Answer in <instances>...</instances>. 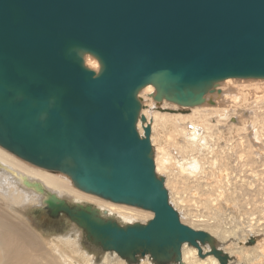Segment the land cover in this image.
I'll list each match as a JSON object with an SVG mask.
<instances>
[{
	"label": "water",
	"instance_id": "obj_1",
	"mask_svg": "<svg viewBox=\"0 0 264 264\" xmlns=\"http://www.w3.org/2000/svg\"><path fill=\"white\" fill-rule=\"evenodd\" d=\"M227 78L264 79V0H0V147L84 193L150 211L121 223L22 179L48 217L128 264H182L184 243L230 260L170 203L139 96L150 84L157 106L212 105Z\"/></svg>",
	"mask_w": 264,
	"mask_h": 264
},
{
	"label": "bare ground",
	"instance_id": "obj_2",
	"mask_svg": "<svg viewBox=\"0 0 264 264\" xmlns=\"http://www.w3.org/2000/svg\"><path fill=\"white\" fill-rule=\"evenodd\" d=\"M85 61L94 70L98 68L97 62L87 55ZM256 80L239 82L227 78L216 87L220 92L212 94L211 106L203 103L185 110L165 100L157 106L149 96L154 90L150 84L139 92L145 106L141 113L146 122L151 121L155 170L164 176L170 203L182 222L187 220L184 223L192 228L210 233L217 245H222L230 258L234 257L227 264H264L260 261L264 259V238L259 239L264 233V79ZM137 127L142 133L139 122ZM171 145L177 148L175 154ZM15 157L0 147V264H75L76 254H83L76 247V232V237L68 239L73 256L54 242L45 246L41 236L23 223L20 217L24 202L35 199L41 204L44 197L37 193L33 198L35 191L24 187V177L40 182L46 190L70 202L91 203L112 217L119 215L130 222L152 217L151 212L141 208L83 194L67 178ZM184 188L187 189L182 191ZM191 190L194 194L188 193ZM185 194L202 204L208 213L199 212L204 209L202 206L193 211ZM196 194L201 197L197 201ZM2 203H9L16 215L11 216ZM73 228L76 229L74 225ZM249 237L255 242L253 245H245ZM202 249L205 254L207 249ZM110 255L105 253L103 264H126L117 255L113 261L115 256ZM79 256V264H95L93 255L84 254L86 261ZM181 259L182 264H219L212 255L200 257L197 249L186 243L181 247ZM135 264L152 263L146 256Z\"/></svg>",
	"mask_w": 264,
	"mask_h": 264
},
{
	"label": "rangeland",
	"instance_id": "obj_3",
	"mask_svg": "<svg viewBox=\"0 0 264 264\" xmlns=\"http://www.w3.org/2000/svg\"><path fill=\"white\" fill-rule=\"evenodd\" d=\"M89 58H91V59H93L94 61H96L97 62V60L94 58V57H92V56H89V55H87ZM85 63H86V61H85ZM97 64H98V62H97ZM86 65H87V63H86ZM89 68H92V67H90L89 65H87ZM92 69H94V68H92ZM235 79H237V81H239V82H247V81H253V80H255V81H257L256 79H239V78H235ZM261 80H263V79H259V81H261ZM223 82V81H222ZM222 82H220V84L222 83ZM238 82V83H239ZM205 105H207L208 106V104L206 103ZM209 106H211L210 104H209ZM180 108V107H179ZM185 110V109H184ZM262 111V110H261ZM4 150V149H3ZM170 150H172V152L175 154L176 153V151H177V148L176 147H174V146H170ZM6 151V150H5ZM6 152H8V151H6ZM9 153V152H8ZM11 154V153H10ZM12 155V154H11ZM13 156H15V155H13ZM15 158H18V157H15ZM19 160H21L22 162H24V163H26L27 165H30V166H32V167H36L35 165H32V164H30V163H28V162H26V161H24V160H22V159H20V158H18ZM36 168H40V167H36ZM40 169H42V170H44V171H47V172H50V173H52V174H56V175H59V176H62V177H65V178H67L69 181H70V179H69V177L68 176H66V175H64V174H61V173H56V172H51V171H49V170H46V169H43V168H40ZM71 182V181H70ZM165 183V182H164ZM165 185V184H164ZM25 187V186H24ZM166 187V186H165ZM29 190H32L31 188H28ZM187 188H184V190L182 189V191H185ZM78 190V189H77ZM168 190V189H167ZM80 191V190H79ZM181 191V190H180ZM81 193H83L84 194V192H82V191H80ZM192 192V193H191ZM194 191L193 190H191L190 192H188V193H190V194H194L193 193ZM187 193V192H186ZM85 194H88V193H85ZM36 195H37V192H35V195L33 196V198H36ZM88 195H91V194H88ZM197 195V194H196ZM92 196H94V197H96V198H99V199H102V198H100V197H97V196H95V195H92ZM185 196H187V199L190 201V203L189 204H192V209H193V211L196 209V210H199L200 208H201V206L203 207V205L201 204V206H200V203H196L194 200V198L191 200L190 199V197L191 196H189L188 194H185ZM196 198H198V195H197V197ZM199 198H201V197H199ZM199 198L198 199H196V201L197 200H199ZM35 199H30L29 201H25L24 202V205H23V217H20L21 218V220H23V223L27 226V227H29L31 230H32V232H34L38 237H40V239H41V241L44 243V241H45V243H44V245L45 246H47V247H50L52 244H53V242H54V244L55 245H58L62 250H64V251H68V252H72V250H71V244L69 243V236H73V237H76L77 236V234H78V238H77V246L76 247H78V250L80 251V253H83V254H81V256H79L78 254H76L77 256H79V257H81V259L82 260H84V261H86V259H85V256H84V254H91V255H93L94 256V260H95V264H103V260H104V255H105V253H108L109 255H110V257H114V260L113 261H115V258H116V253L114 254L113 252L111 253H109L108 251L107 252H101L98 248H96V247H94V246H92V245H90L87 241H86V239H85V237H84V234H83V232L80 230V229H78L77 227H76V229H74L73 228V225L74 224H72V223H70L65 217H63L62 219H60L58 222H52V221H50L49 219H48V217L46 216V213H45V211L42 209V208H40V207H38L37 205L38 204H40V203H35V201H34ZM102 200H105V199H102ZM105 201H107V200H105ZM110 202V201H109ZM192 202V203H191ZM32 203H35V205L34 204H32ZM86 204H91V203H88V202H85ZM195 203V204H194ZM2 205L7 209V211L9 212V214H10V212H11V209L9 208V203L7 204H3L2 203ZM92 205V204H91ZM123 205V204H122ZM26 206H27V208H26ZM30 206V207H29ZM126 206H129V205H126ZM24 207H25V209H24ZM131 207H133V206H131ZM199 207V208H198ZM134 208H138V207H134ZM204 208V207H203ZM138 209H140V208H138ZM141 210H144V209H141ZM145 211H147V210H145ZM150 212V211H149ZM199 212L200 213H202V214H207L208 212L205 210V208L204 209H200L199 210ZM25 213V214H24ZM27 213V214H26ZM107 215H109L108 213H106ZM201 214V215H202ZM15 216L16 215V213H12L11 212V216ZM113 217H115L116 219H118V221H121V223H129L130 221H128V220H124L121 216H113ZM119 217V218H118ZM181 219V218H180ZM146 220H148V218L146 219ZM145 219H136V220H134V221H131V222H135V221H138V222H145L146 221ZM185 220V219H184ZM123 221V222H122ZM186 222H188L187 220H185ZM184 221V222H185ZM183 222V223H184ZM185 224H187V223H185ZM187 225H189V224H187ZM191 227V226H190ZM74 229L73 230V232H72V230L71 229ZM78 229V230H77ZM74 232H76V233H74ZM67 234V236H65ZM242 234V233H241ZM56 236H62V238L61 239H58ZM239 238H240V236H239ZM261 238H264V233L261 235V236H259V239H261ZM43 239V240H42ZM45 239V240H44ZM69 239V240H68ZM218 239V238H217ZM250 239H252V238H248V240H246L245 241V245H253L255 242H253L252 244H250V243H248L249 242V240ZM218 240H220V239H218ZM236 240H239V239H236ZM220 243H223V241H220ZM239 244H241V243H239ZM49 245V246H48ZM221 248H222V245L220 246ZM89 248V249H88ZM204 249H207V247H204ZM82 251V252H81ZM70 252V254H72L73 256H75V253H71ZM203 252V251H202ZM114 254V255H113ZM77 256H75L76 258V261H75V264H79L80 262H81V260L80 259H78V257ZM117 257H118V259H120V257L117 255ZM144 257H146V256H144ZM143 258V257H142ZM117 259V258H116ZM232 261H233V259H234V257H231L230 258ZM122 260H124V259H122ZM125 261V260H124ZM260 261H262L263 263H264V259L262 258V259H260ZM126 262V261H125ZM256 263V262H258V261H252V264H254V263ZM152 263V262H151ZM126 264H128L127 262H126ZM153 264V263H152ZM234 264V263H233Z\"/></svg>",
	"mask_w": 264,
	"mask_h": 264
},
{
	"label": "flooded vegetation",
	"instance_id": "obj_4",
	"mask_svg": "<svg viewBox=\"0 0 264 264\" xmlns=\"http://www.w3.org/2000/svg\"><path fill=\"white\" fill-rule=\"evenodd\" d=\"M47 216V215H46ZM48 217V216H47ZM63 217H60L58 219H51L50 217H48V219L52 222H58L60 219H62Z\"/></svg>",
	"mask_w": 264,
	"mask_h": 264
}]
</instances>
